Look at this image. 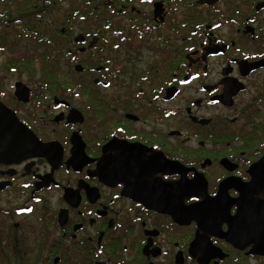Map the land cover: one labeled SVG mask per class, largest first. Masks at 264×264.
Here are the masks:
<instances>
[{
  "label": "flooded vegetation",
  "instance_id": "obj_1",
  "mask_svg": "<svg viewBox=\"0 0 264 264\" xmlns=\"http://www.w3.org/2000/svg\"><path fill=\"white\" fill-rule=\"evenodd\" d=\"M0 57V264H264V0H0Z\"/></svg>",
  "mask_w": 264,
  "mask_h": 264
},
{
  "label": "water",
  "instance_id": "obj_2",
  "mask_svg": "<svg viewBox=\"0 0 264 264\" xmlns=\"http://www.w3.org/2000/svg\"><path fill=\"white\" fill-rule=\"evenodd\" d=\"M3 109V108H2ZM12 113L6 114V111L0 110V159L16 158L22 156V144L20 143V136L22 134V126L16 121ZM8 125V131L3 130V125ZM2 125V126H1ZM264 167V155L252 164L251 173L253 175L251 186L258 191L261 189V181L263 177L260 176V171ZM249 185V184H248Z\"/></svg>",
  "mask_w": 264,
  "mask_h": 264
},
{
  "label": "rangeland",
  "instance_id": "obj_3",
  "mask_svg": "<svg viewBox=\"0 0 264 264\" xmlns=\"http://www.w3.org/2000/svg\"><path fill=\"white\" fill-rule=\"evenodd\" d=\"M0 59H1V57H0ZM1 61V60H0ZM0 75H2V74H0Z\"/></svg>",
  "mask_w": 264,
  "mask_h": 264
}]
</instances>
